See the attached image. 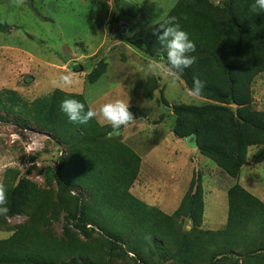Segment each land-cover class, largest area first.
I'll return each mask as SVG.
<instances>
[{
	"label": "rangeland",
	"instance_id": "374dc122",
	"mask_svg": "<svg viewBox=\"0 0 264 264\" xmlns=\"http://www.w3.org/2000/svg\"><path fill=\"white\" fill-rule=\"evenodd\" d=\"M178 1L24 0L20 4L0 0V99L5 101V89L28 102L54 89L79 93L94 109L118 98L128 99L135 122L113 137L141 157L130 192L172 214L187 191L199 186L204 200L200 228L216 230L226 223L227 190L235 183L264 200V132L254 131V142L245 147L244 163L235 177L223 168L230 160L203 154L197 146H190L188 136H176L178 117L172 105L215 101L191 98L180 74L173 79L148 73L149 62L165 59L152 47L140 49L130 44L129 38L165 18ZM209 1L219 8L225 4L224 0ZM95 69L98 75L91 80L89 75ZM69 74L72 84L65 85L60 77ZM250 91L247 110L264 123V71L252 79ZM184 121L188 122L182 125L188 126L189 118ZM103 125L111 128L107 122ZM61 149L45 130L21 123L0 102V182L7 192L20 184L26 204L13 214L7 197L9 211L0 215V239L21 225L48 228L63 237L68 226L74 241L91 247L83 261L71 264H136L124 248L109 249L104 237L97 233L86 237L74 228L73 220L66 219L58 205L60 189L55 182L59 166L68 167L61 160ZM231 158L237 161L238 155L233 153ZM178 223L182 231L193 225L188 217H179ZM155 251L156 264H173L161 259L159 248ZM217 264H264V253Z\"/></svg>",
	"mask_w": 264,
	"mask_h": 264
},
{
	"label": "trees",
	"instance_id": "16d2710c",
	"mask_svg": "<svg viewBox=\"0 0 264 264\" xmlns=\"http://www.w3.org/2000/svg\"><path fill=\"white\" fill-rule=\"evenodd\" d=\"M222 8L209 0H179L159 22L129 38L140 49L152 47L165 59L158 39L160 24L170 16L196 44L190 55L196 62L180 73L189 89L193 78L206 82L202 95L215 102L202 105L174 104L178 117L174 132L178 137L194 136L196 146L210 157L230 160L223 165L235 177L244 163L245 147L252 144L254 131L264 132L247 106L252 97L250 83L264 71V10L251 11L255 0H224ZM93 70L89 77L97 75ZM95 74V75H94ZM3 110L23 124L45 130L62 147L60 167L55 182L60 189L58 205L74 228L90 237H104L109 249L119 245L130 252L136 264H156L153 257L159 248L161 259L173 264H217L221 260L241 259L264 253V200L235 183L227 190L228 211L224 227L200 228L204 200L199 186L189 189L172 214L145 203L130 192L138 176L141 157L121 140L109 137L112 129L95 118L87 124L69 121L61 111V102L74 98L88 105L79 93L54 89L46 96L24 101L13 90H3ZM217 102V103H216ZM188 126H183L188 121ZM110 129H109V128ZM238 155L235 161L231 157ZM10 197V212L25 207L20 184ZM193 222L182 231L178 218ZM63 237L51 229L21 225L9 237L0 239V264H71L83 261L91 250L74 241L67 226ZM68 237V239L66 238ZM72 238V239H71Z\"/></svg>",
	"mask_w": 264,
	"mask_h": 264
},
{
	"label": "clouds",
	"instance_id": "9594fccd",
	"mask_svg": "<svg viewBox=\"0 0 264 264\" xmlns=\"http://www.w3.org/2000/svg\"><path fill=\"white\" fill-rule=\"evenodd\" d=\"M24 0H18L23 4ZM257 9L264 10V0H255L251 5V11ZM162 34L158 39L165 56L164 61L153 60L148 63L146 70L150 74L161 75L176 79L185 69L191 67L197 60L196 56L190 53L196 50V44L189 38V34L180 26L179 20L175 16H170L160 24ZM60 81L65 85L72 84L71 75H62ZM206 82L199 77L193 78V86L188 91V95L195 99L202 95ZM61 111L64 112L69 121L76 124H87L93 118H98V122H107L111 125L112 131L109 137L118 136L122 127H127L135 122L134 115L130 111L128 99H115L102 104L98 109L88 107L80 100L66 98L61 102ZM7 188L0 182V215H6L7 208Z\"/></svg>",
	"mask_w": 264,
	"mask_h": 264
},
{
	"label": "water",
	"instance_id": "95a60500",
	"mask_svg": "<svg viewBox=\"0 0 264 264\" xmlns=\"http://www.w3.org/2000/svg\"><path fill=\"white\" fill-rule=\"evenodd\" d=\"M167 110H168V108H167ZM187 141L190 144V146H196V142H195L194 136H188Z\"/></svg>",
	"mask_w": 264,
	"mask_h": 264
},
{
	"label": "crops",
	"instance_id": "0c3cea01",
	"mask_svg": "<svg viewBox=\"0 0 264 264\" xmlns=\"http://www.w3.org/2000/svg\"><path fill=\"white\" fill-rule=\"evenodd\" d=\"M204 194V193H203ZM204 211V210H203Z\"/></svg>",
	"mask_w": 264,
	"mask_h": 264
}]
</instances>
